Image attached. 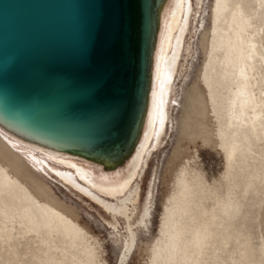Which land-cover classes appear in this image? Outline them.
Segmentation results:
<instances>
[{
	"label": "bare ground",
	"instance_id": "1",
	"mask_svg": "<svg viewBox=\"0 0 264 264\" xmlns=\"http://www.w3.org/2000/svg\"><path fill=\"white\" fill-rule=\"evenodd\" d=\"M192 7L193 0H163L159 8L142 119L145 132L137 150L135 145L120 161L45 147L0 126V264H106L95 236L78 221L77 208L61 202L38 169L48 173V167L70 190L111 213L113 227L119 224L118 216H126L132 226L149 152L168 119L172 81L186 47ZM211 18L212 25L202 36L203 64L187 95L180 128L186 132L190 120L199 122L205 141L223 151L226 171L223 181L210 185L193 157L176 156L172 190L164 203L159 234L150 245L148 264H264V247L257 256L250 237L242 240L236 227L244 201L264 185V0H214ZM187 50L189 54V45ZM6 133L66 159L73 168L52 166L47 157L34 153L30 156L36 163H27ZM188 136L197 137L193 132L182 137ZM83 163L98 168L103 182L94 181ZM152 201L150 190L135 227L147 224ZM131 234L124 240L121 264L134 247L132 229ZM233 244L242 246L240 257L227 261L222 253Z\"/></svg>",
	"mask_w": 264,
	"mask_h": 264
},
{
	"label": "water",
	"instance_id": "2",
	"mask_svg": "<svg viewBox=\"0 0 264 264\" xmlns=\"http://www.w3.org/2000/svg\"><path fill=\"white\" fill-rule=\"evenodd\" d=\"M163 0H0V126L118 162L139 137Z\"/></svg>",
	"mask_w": 264,
	"mask_h": 264
},
{
	"label": "rangeland",
	"instance_id": "3",
	"mask_svg": "<svg viewBox=\"0 0 264 264\" xmlns=\"http://www.w3.org/2000/svg\"><path fill=\"white\" fill-rule=\"evenodd\" d=\"M213 5L214 0H201L200 3L199 0H193V9L190 10L189 23L185 35L186 47L180 59V66L172 81L168 119L163 134H161L159 141L154 146L155 148L153 147L150 150L151 152H149L147 165L140 181L142 198L140 199L138 214L136 213L131 219L132 226L129 225L126 216H118L119 224H116V228L113 227L110 222H115V219L111 213L84 194L70 190L48 167L45 166L48 173L36 167L41 177L48 186L50 185L49 187L52 188L51 190L59 197L60 201H64L63 203L67 206L70 205L77 208L74 211L78 221L87 228L93 238L95 236V243H97L96 246L100 258L103 261L105 260L106 264H121L120 257L125 244L124 240L131 238V229L133 230L135 242L124 264L149 263L151 255L150 245L159 234L164 203L172 190V172L176 165L175 159L177 155L184 158L187 155L193 157V160H196V167L202 174L204 173L203 176H206L207 182L210 181V185L223 181V174L226 171V159L223 151L216 147L215 144L205 141L204 131L199 122L190 120V124L186 125V132L180 128L184 109L187 105V95L193 84H195L203 64L202 36L205 35V32L212 25L211 11ZM188 45L190 46L189 54ZM141 129L135 150L139 147L144 135L145 123L141 126ZM188 132L190 134L192 132L196 133V139L192 140L189 136L188 138L182 137L186 136ZM7 135L16 141V148L23 154L27 163L31 165H34L36 161L30 156V153L47 157L52 166L57 167L60 163L70 165L65 163L66 159L51 156L44 150L17 140L9 134ZM181 137L182 139L180 140ZM83 164L93 172L94 181L103 182V179L99 177L101 173L98 168L91 167L86 163ZM69 167L73 168L72 165ZM108 181L106 180V182ZM150 190L153 192L151 215L146 225L139 228L135 227L133 222L140 218ZM236 227L242 240L245 238L244 236L250 237L251 244L256 249V255L258 256L260 253L259 249L264 247V185L248 201H244L242 209L236 217ZM241 249L242 246L230 245L228 251L222 253V257L227 261H231L232 257L239 259ZM231 251L232 254L230 255Z\"/></svg>",
	"mask_w": 264,
	"mask_h": 264
},
{
	"label": "flooded vegetation",
	"instance_id": "4",
	"mask_svg": "<svg viewBox=\"0 0 264 264\" xmlns=\"http://www.w3.org/2000/svg\"><path fill=\"white\" fill-rule=\"evenodd\" d=\"M146 202V201H145ZM145 205V204H144ZM144 207V206H143Z\"/></svg>",
	"mask_w": 264,
	"mask_h": 264
}]
</instances>
